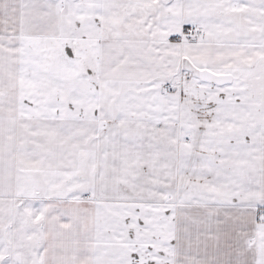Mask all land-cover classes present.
Returning a JSON list of instances; mask_svg holds the SVG:
<instances>
[{
  "label": "snow or ice",
  "instance_id": "6c2138e0",
  "mask_svg": "<svg viewBox=\"0 0 264 264\" xmlns=\"http://www.w3.org/2000/svg\"><path fill=\"white\" fill-rule=\"evenodd\" d=\"M0 264H264V0H0Z\"/></svg>",
  "mask_w": 264,
  "mask_h": 264
}]
</instances>
